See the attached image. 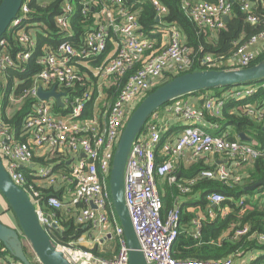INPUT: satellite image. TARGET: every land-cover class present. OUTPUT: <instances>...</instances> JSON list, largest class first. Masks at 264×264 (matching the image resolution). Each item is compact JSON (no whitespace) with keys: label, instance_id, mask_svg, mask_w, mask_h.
I'll return each mask as SVG.
<instances>
[{"label":"built area","instance_id":"obj_1","mask_svg":"<svg viewBox=\"0 0 264 264\" xmlns=\"http://www.w3.org/2000/svg\"><path fill=\"white\" fill-rule=\"evenodd\" d=\"M31 1L58 10L53 17L59 34L55 43H39V36H50L43 22L32 21ZM146 3L155 10V24L149 31L140 22V6ZM236 3L246 14V21L257 23L251 0H179L190 21L212 30L224 26V17L232 15ZM167 11L161 0H23L0 37V84H5L8 69L24 71L31 59L39 66L30 86L17 96L15 91L7 96L8 119L31 102L18 124L3 118L0 104V159L6 172L27 193L45 229L58 225L55 214L47 213L45 207L66 208L80 229L89 232L91 243L116 244L117 251H112L115 254L110 259L94 254L77 241L56 244L71 264H128V248L109 188L117 142L127 118L151 86L166 73L177 74L192 65L191 50L177 23L166 20ZM263 50L264 29L229 59L214 62V57L206 54L202 62L206 69L247 68ZM127 74L114 100L109 99L107 88ZM22 82L15 81L14 89ZM38 86L43 90L56 86L57 92H65L61 96L63 106H57L53 97L41 99ZM77 89L81 91L75 93ZM255 90V83L249 81L235 84L218 97L205 94L201 106L182 98L172 100L150 115L132 142L124 169V199L146 264H236L232 256L219 261H177L172 257V246L182 232L183 203L196 206L199 198L175 197L164 212L159 181L164 179L184 194L202 178L242 181L247 166L264 156V141L241 140L237 133L232 139L231 126L221 130L223 124L216 120L223 119L227 102L243 100ZM3 96L4 92L0 98ZM90 102L92 114L84 117ZM242 111L264 126V105L248 103ZM219 129L221 133L216 134ZM63 161L69 169L54 170ZM197 161L205 166L194 176L182 177L183 165ZM22 167L32 168L30 179ZM44 188H53L61 195L44 196ZM260 196L264 202L263 190L255 191L253 196L242 195L234 203L244 208L246 200L254 203ZM206 197L213 207L232 199L217 191ZM229 211L224 206L218 212L225 216ZM207 214L211 220L216 212L208 210ZM204 219L196 213L187 234L199 239ZM233 227L234 238L250 230L248 223ZM258 238L264 241V235ZM257 254L249 253L240 264H247ZM0 264L23 263L0 248Z\"/></svg>","mask_w":264,"mask_h":264},{"label":"trees","instance_id":"obj_2","mask_svg":"<svg viewBox=\"0 0 264 264\" xmlns=\"http://www.w3.org/2000/svg\"><path fill=\"white\" fill-rule=\"evenodd\" d=\"M161 1L168 8L166 20L168 22L177 23L184 38V42L191 50L189 56H191L192 65L190 69H186L177 74L170 72L166 73V75H164L160 81L155 82L151 86V88L146 92L145 96L150 91L178 74L206 69L205 64L202 62L203 56L206 54L213 56L214 62H223L224 60L229 59L230 57L234 56L235 52L241 45L245 44L253 35L264 29V1L262 2L261 0H251L253 4L252 13L257 17V23L252 24L246 21V14L240 10L239 4L236 3L234 4L232 15L227 21H224V26L215 30L204 28L190 21L182 11L179 0ZM204 1L215 2L216 0ZM30 6L32 9L31 16H33L32 21L43 22L42 26L44 27V30L51 37L45 39L42 36H39V43L42 44L45 41L48 43H55L59 37V34L57 33V29L54 26L53 17L58 10L54 6L44 8L36 1H31ZM141 7L142 14L140 17V22L143 27L149 31L155 24V10L152 5L147 3L140 6V8ZM263 59L264 50L252 62L251 65L258 63ZM94 64L97 63L95 62ZM215 69L225 68L216 67ZM38 70L39 66H37L31 59L29 65L24 71L8 69L5 72L4 77L6 82L5 84H0V94L4 92V96L0 98V104L3 109V118L10 124L13 122L18 124L20 117L23 116V114L28 110L31 102L27 101L22 108L16 110L11 119H8L5 113V107L7 106V96L11 91H15L14 95L17 96L23 88L30 86L33 76L38 72ZM127 77L128 74L124 75L118 81L114 82L110 88H107L109 99L114 100L117 92L124 84ZM18 80H22L23 82L19 83L14 89V83ZM251 82L255 83V92L243 100L227 102L222 110L223 119L216 121L219 123L222 122L223 127L221 130H223L224 126H231L232 134L230 135V138L232 139L236 137V133H244L249 135L252 140L263 142L264 126L253 118L247 116L242 111L244 105L248 103H260L261 105H264V85H262L264 84V78ZM241 84L243 83L238 85ZM233 86L234 85H227L213 88L211 90H200L195 92V94H205L206 92L212 93L214 91V96L218 97L223 92L230 90ZM67 90L68 92H72V94H74L72 89ZM80 91V89H77L75 93H79ZM168 103L164 104L160 108L164 107ZM92 105V102H90L88 110L83 114L84 117L91 116ZM233 107L238 108L234 109ZM56 110L63 112L62 108L56 107ZM221 130H217L216 134L221 133ZM164 139L165 136L162 137L161 143ZM203 166L205 165L202 161L184 164L181 169V176L186 178L194 176L203 168ZM31 169V167L21 168L28 179L31 178L29 174ZM68 169V164L65 161L54 166V170H60L63 172L67 171ZM244 172L245 177L240 182H223L217 179L206 178L199 179L195 185L191 186L189 193L186 194L181 192L175 185H169L164 179L160 180L159 189L163 197L164 212H167L172 206L175 197H189L191 195H198L199 197L198 203L195 207L192 206L181 214L180 230L182 232L172 246V257L174 259L177 261H219L232 256L235 259L238 258L241 260L242 258L247 257L249 253L257 252V256H255L247 264H264V241L261 242L258 238L259 235H264V202L261 201L262 196L255 199L256 202L254 203L249 199L246 200L243 206L244 208H242V206H237L234 203V200L238 199L242 195L253 196L255 191L264 190L263 183L256 190L244 191V187L246 185L253 184L257 181L264 182V156L253 160V162L247 166ZM212 191L220 192L226 197L232 199H226L217 207H213L212 205H208V200L206 197L207 194ZM43 194L44 196L49 194L60 196L61 192L54 191L53 188H44ZM224 206H228L230 211L225 216H221L218 211ZM8 208L12 211L9 204ZM45 210L47 213L53 212L56 219L58 220L57 226L46 228L49 237L55 244H68L70 242H75L85 232V229H80V226L75 223V218L66 208L54 209L51 207H45ZM208 210L216 212L215 218L211 220L208 219ZM194 212L205 217L204 221L202 222L201 237L199 239H194L191 235L187 234V228L189 225H191L192 218L196 214ZM245 223L249 224V232L234 238L233 225L242 226ZM98 244L99 243H96L89 248H85H88L94 254L106 259H110L114 256V252L101 253V251L98 249ZM0 248H3L1 242ZM114 250H116V247Z\"/></svg>","mask_w":264,"mask_h":264},{"label":"water","instance_id":"obj_3","mask_svg":"<svg viewBox=\"0 0 264 264\" xmlns=\"http://www.w3.org/2000/svg\"><path fill=\"white\" fill-rule=\"evenodd\" d=\"M261 1L263 2V0ZM22 2L23 0H1L0 37L18 13ZM224 20L227 21L228 16H225ZM156 21H158V18H156ZM263 78L264 59L247 68L195 70L174 76L172 79L150 91L138 102L120 133L109 177V188L113 206L122 226L128 248V264H146L128 209L125 205L123 179L131 144L144 127L147 119L164 104L184 95L195 94V92L200 90H211L213 88ZM37 92L41 99L53 97L57 106H63L61 96L65 92H57L56 86H53L49 90H43L42 86H38ZM203 101L204 98L201 99V104ZM238 135L241 140H250V137L244 133H239ZM263 183V181H257L246 185L244 191L254 190ZM0 194L11 207L20 229L18 231L0 220V242L7 253L23 264H31L24 246V240H27L41 264H71L57 249L56 244L49 237L45 227L41 225L29 196L23 188L12 181L1 159Z\"/></svg>","mask_w":264,"mask_h":264},{"label":"crops","instance_id":"obj_4","mask_svg":"<svg viewBox=\"0 0 264 264\" xmlns=\"http://www.w3.org/2000/svg\"><path fill=\"white\" fill-rule=\"evenodd\" d=\"M259 45H261V43H259ZM214 91L211 93V92H206L205 94H211V95H214L213 94ZM204 93H199V94H191V95H186L184 97H181L182 99H185V100H189L191 102H194L196 103L197 105L201 106V99L203 98V96L205 95ZM222 95V94H221ZM176 128H180L179 125H176L175 126ZM231 133H232V128H229ZM210 132H213L212 130L210 129H206ZM238 135V133H237ZM246 135V134H245ZM248 137H250L249 135H246ZM251 138V137H250ZM34 165H32L31 167H33ZM160 183V181H159ZM160 187V186H159ZM200 196V195H199ZM195 197H198V195H191L189 197H180V198H184V199H187V200H190L195 198ZM199 198V197H198ZM195 207L194 206V203H183V212L186 211L187 209H189L190 207ZM0 220L4 223V224H7L9 225L10 227L12 228H16L17 230L19 229L17 227L18 223H17V220L16 218L14 217V214L12 213V211L8 208V204L6 202V200L4 199V197L0 194ZM90 234L89 232H84L77 240V243L80 245V246H84V247H91L94 245V243H91L90 241ZM236 264H240V259H236Z\"/></svg>","mask_w":264,"mask_h":264},{"label":"rangeland","instance_id":"obj_5","mask_svg":"<svg viewBox=\"0 0 264 264\" xmlns=\"http://www.w3.org/2000/svg\"><path fill=\"white\" fill-rule=\"evenodd\" d=\"M241 87V86H239ZM18 227V225H17ZM20 230V229H19ZM98 243V242H94V245ZM24 246H25V249H26V254L27 256L29 257V261L31 264H41L37 258H36V255L34 254V252L32 251L31 249V246L29 244V242L27 240H24ZM98 249L101 251V253H112V251L115 249L116 247V244H115V241H111L107 244H98Z\"/></svg>","mask_w":264,"mask_h":264}]
</instances>
